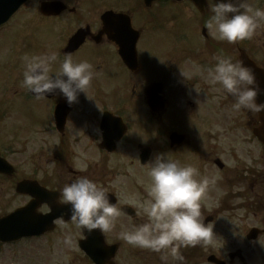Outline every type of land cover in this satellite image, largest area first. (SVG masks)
<instances>
[{"label":"flooded vegetation","instance_id":"1","mask_svg":"<svg viewBox=\"0 0 264 264\" xmlns=\"http://www.w3.org/2000/svg\"><path fill=\"white\" fill-rule=\"evenodd\" d=\"M5 1L12 14L0 26V158L12 170L0 174V218L13 211L18 182L58 193L62 204L63 187L86 177L122 214L113 233H89L71 220L75 247L86 238L101 264H162L161 254L116 233L147 221L140 205L150 199L151 163L163 154L208 181L201 212L215 236L207 246L181 248L183 264H264L260 113L233 110V97L207 80L221 52L264 74V25L252 40L229 44L206 27L218 0ZM47 52L58 53L50 74L68 53L93 65L97 75L78 104L69 107L59 93L37 100L23 87L25 58ZM253 72L264 90L263 75ZM26 157L33 175L21 176L14 163Z\"/></svg>","mask_w":264,"mask_h":264},{"label":"clouds","instance_id":"2","mask_svg":"<svg viewBox=\"0 0 264 264\" xmlns=\"http://www.w3.org/2000/svg\"><path fill=\"white\" fill-rule=\"evenodd\" d=\"M33 3L38 6L39 0H33ZM212 12L206 27L219 40L229 44L252 40L259 35L258 29L264 24V9L253 8L248 0H218ZM25 59L23 87L37 100L59 93L72 107L79 103L80 95L86 94L97 75L91 63H76L71 53L64 54L59 70L54 74L50 73L58 62V53L47 52ZM214 59L216 63L207 70V80L213 85L219 84L233 97V110L264 112V103L256 102L264 90L252 68L244 66L242 60L233 62L222 52ZM148 174L151 179L150 199L140 205L147 221L133 226L130 231H119L117 238L128 245L161 254L162 264H183L181 248L207 246L215 236L214 225L211 222L206 225L201 212L200 201L208 181H198L196 168L181 166L163 154L155 156ZM61 195L63 202L71 205V218L78 228L89 233L93 230L102 233L115 231L122 210L110 202L106 190L97 183L78 177L63 187ZM59 243L71 248L73 237L63 235Z\"/></svg>","mask_w":264,"mask_h":264},{"label":"rangeland","instance_id":"3","mask_svg":"<svg viewBox=\"0 0 264 264\" xmlns=\"http://www.w3.org/2000/svg\"><path fill=\"white\" fill-rule=\"evenodd\" d=\"M261 1L262 6H264L263 0ZM254 8H256V6H254ZM263 25L264 24H262L261 27H263ZM15 148L17 149L18 147ZM46 154L49 155L50 153ZM32 162H34V160H30L29 157H26L25 161L22 160V158L16 160L14 165H16L19 175H33V171L28 169V164ZM3 191L4 185L0 183V197L3 196ZM23 203L24 199L14 196L12 208L15 209ZM0 212H5L4 206L0 207ZM73 231L70 224H59L54 234L39 240L21 242L15 245H0V264H72L71 257L74 251V244L71 248H67L59 243V239L63 235L72 236ZM75 264L81 263L76 262Z\"/></svg>","mask_w":264,"mask_h":264},{"label":"water","instance_id":"4","mask_svg":"<svg viewBox=\"0 0 264 264\" xmlns=\"http://www.w3.org/2000/svg\"><path fill=\"white\" fill-rule=\"evenodd\" d=\"M25 183L17 185L16 192L23 194ZM42 191V190H41ZM37 200L42 194H34ZM36 204L15 211L8 217L0 220V241L4 243L15 242L23 238L39 236L44 232L51 230L54 217H41L36 214Z\"/></svg>","mask_w":264,"mask_h":264}]
</instances>
